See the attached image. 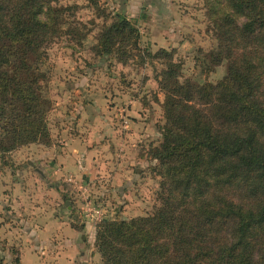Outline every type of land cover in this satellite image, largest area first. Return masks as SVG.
Masks as SVG:
<instances>
[{
    "label": "rangeland",
    "instance_id": "obj_1",
    "mask_svg": "<svg viewBox=\"0 0 264 264\" xmlns=\"http://www.w3.org/2000/svg\"><path fill=\"white\" fill-rule=\"evenodd\" d=\"M59 5L67 10L62 33L45 46L41 67L52 104L47 117L52 143L0 154V264L54 258L66 252L61 247L67 241L81 242L82 236L95 258L84 264H102L95 243L91 251L90 225L97 231L98 224L86 217L88 201L109 220L145 217L161 205L168 192L154 150L167 124L160 85L167 68H177L180 83L199 85L222 81L231 65L247 70L264 103V48L256 51L239 39L223 47L212 20L222 14H212L209 0H60ZM117 14L136 28L137 46L132 43L122 56V41H135L122 35L114 52L103 57L97 45ZM161 50L171 57H158ZM219 51L223 60L215 63ZM72 146L89 152H72ZM40 163L47 174L60 177L43 180L36 170ZM46 227L59 230L58 236L42 235Z\"/></svg>",
    "mask_w": 264,
    "mask_h": 264
},
{
    "label": "trees",
    "instance_id": "obj_2",
    "mask_svg": "<svg viewBox=\"0 0 264 264\" xmlns=\"http://www.w3.org/2000/svg\"><path fill=\"white\" fill-rule=\"evenodd\" d=\"M59 1L0 0L2 156L52 143L47 121L52 104L41 67L45 46L62 33L67 10ZM209 5L213 15L222 14L212 20L223 47L239 39L256 51L264 48V0H209ZM117 18L97 45L103 57L114 52L122 35L135 40L122 41V56L132 43L137 46L136 28L124 15ZM163 55L171 57L165 50L157 54ZM220 60L219 51L214 62ZM179 75L172 66L160 78L167 124L154 158L168 196L148 216L97 225L102 264H264L260 85L233 65L215 85L180 83Z\"/></svg>",
    "mask_w": 264,
    "mask_h": 264
},
{
    "label": "crops",
    "instance_id": "obj_3",
    "mask_svg": "<svg viewBox=\"0 0 264 264\" xmlns=\"http://www.w3.org/2000/svg\"><path fill=\"white\" fill-rule=\"evenodd\" d=\"M70 151H72V152L79 151L80 152V151H82V149H79L77 146H72ZM82 152L85 154H88L89 151H88V149H86L85 151H82ZM28 163H30V161H28ZM44 165L45 164L40 163L36 168V170H39V172H41L42 177L44 178L43 180L48 179V177H51V178L56 177L57 179H58V177H60L59 176L60 174H58L59 172L58 173L55 172V174H56L55 176L51 175L50 173L47 174V169H44ZM42 166H43V168H42ZM82 166L85 168V170H84V172H85L87 169V164L86 165L82 164ZM33 167H35V166H33ZM64 169L67 170L68 168L65 167ZM84 172H83V174H84ZM65 181H67V180H65ZM90 227H91L90 229H93V230H90V232H91V238L90 239L93 240V249L91 251L93 252V251H95L94 243H95L96 229L91 225H90ZM87 229H88V227L85 228L86 233H87ZM76 230L71 229V235L74 237L77 235V238H79L80 234L79 233L77 234ZM46 233H48L50 235L55 233V235L58 236L59 230L57 232V230H54L53 227H49V228L46 227L45 229L42 230V235H44V234L46 235ZM38 236L40 237V234H38ZM81 238H82L83 242L86 239V238L84 239V236H82ZM82 241L77 242L73 239L70 241H67L66 244H64L61 247V248H64L63 251H66V252H62L61 255H57L58 257L56 256L54 258L53 257L43 258V257L34 256L30 260V264H49L50 262H51V264H84L85 262L86 263L89 262L91 259H95V258H92V255L91 256L89 255V250L88 251L85 250V246L87 243H82ZM59 245H62V244H59ZM25 261L26 260H24V264H26Z\"/></svg>",
    "mask_w": 264,
    "mask_h": 264
},
{
    "label": "built area",
    "instance_id": "obj_4",
    "mask_svg": "<svg viewBox=\"0 0 264 264\" xmlns=\"http://www.w3.org/2000/svg\"><path fill=\"white\" fill-rule=\"evenodd\" d=\"M86 217L97 224L109 220V217L103 208L101 209L97 207L91 201H88L87 203Z\"/></svg>",
    "mask_w": 264,
    "mask_h": 264
}]
</instances>
